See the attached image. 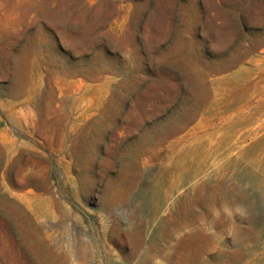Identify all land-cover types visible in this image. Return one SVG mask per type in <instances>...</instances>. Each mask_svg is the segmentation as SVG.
Segmentation results:
<instances>
[{
	"label": "rangeland",
	"instance_id": "rangeland-1",
	"mask_svg": "<svg viewBox=\"0 0 264 264\" xmlns=\"http://www.w3.org/2000/svg\"><path fill=\"white\" fill-rule=\"evenodd\" d=\"M263 169L264 0H0V264H264Z\"/></svg>",
	"mask_w": 264,
	"mask_h": 264
},
{
	"label": "bare ground",
	"instance_id": "bare-ground-1",
	"mask_svg": "<svg viewBox=\"0 0 264 264\" xmlns=\"http://www.w3.org/2000/svg\"><path fill=\"white\" fill-rule=\"evenodd\" d=\"M249 151H250V150H249ZM253 151H254V150H253ZM246 153H247V152H246ZM249 153H250V152H249ZM257 153H258V152H257ZM262 153H263V152H262ZM244 154H245V153H244ZM247 155H248V154H247ZM245 156H246V154H245ZM245 156H244V157H245ZM190 158H191V157H190ZM245 158H246V157H245ZM253 158H254V157H253ZM247 159H248V156H247ZM248 160H249V159H248ZM256 161H257V160H256ZM236 163H237V162H236ZM240 163H241V161H240ZM234 164H235V163H234ZM246 164H247V163H246ZM252 164H253V163H252ZM252 164H251L250 166H252ZM240 165H242V164H240ZM244 165H245V164H244ZM247 165H248V164H247ZM253 168H254V167H253ZM256 168H257V167H256ZM263 170H264V169H263ZM241 171H242V170H241ZM250 173H251V171H250ZM246 174H247V173H246ZM259 174H260V173H259ZM259 174H258V175H259ZM263 174H264V172H263ZM260 178H261V177H260ZM260 178H259V179H260ZM256 179H257V178H256ZM244 180H245V179H244ZM155 192H156V191H155ZM154 194H155V193H154ZM154 197H155V196H154ZM156 198H158V197H156ZM155 202H157V201H155ZM155 204H156V203H155Z\"/></svg>",
	"mask_w": 264,
	"mask_h": 264
},
{
	"label": "clouds",
	"instance_id": "clouds-1",
	"mask_svg": "<svg viewBox=\"0 0 264 264\" xmlns=\"http://www.w3.org/2000/svg\"><path fill=\"white\" fill-rule=\"evenodd\" d=\"M237 211H240V209H237Z\"/></svg>",
	"mask_w": 264,
	"mask_h": 264
}]
</instances>
